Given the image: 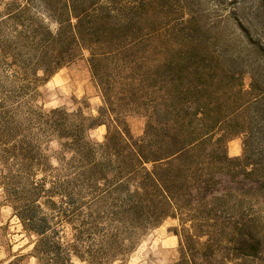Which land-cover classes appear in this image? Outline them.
<instances>
[{
	"label": "rangeland",
	"instance_id": "obj_1",
	"mask_svg": "<svg viewBox=\"0 0 264 264\" xmlns=\"http://www.w3.org/2000/svg\"><path fill=\"white\" fill-rule=\"evenodd\" d=\"M76 17L126 26L138 62L94 75ZM262 91L264 0H0V264H264ZM165 99L171 132L184 119L207 139L191 165L210 182L191 198L168 199L145 185L151 163L134 153L124 168L127 150L104 146L109 129L142 143Z\"/></svg>",
	"mask_w": 264,
	"mask_h": 264
},
{
	"label": "trees",
	"instance_id": "obj_2",
	"mask_svg": "<svg viewBox=\"0 0 264 264\" xmlns=\"http://www.w3.org/2000/svg\"><path fill=\"white\" fill-rule=\"evenodd\" d=\"M76 18L78 22L74 26L75 30L72 39L76 45L91 49V63L94 75L98 74L97 65L106 59H113L118 65L122 64V67L128 63L135 64L138 62V59L134 56L129 55L127 57V53L129 52L127 48L134 43H138V40L132 39L125 33L124 29L126 26L111 22L110 17H103V21L99 26H95L93 22L86 30L84 26V18L86 17ZM63 31L64 29H61V33ZM198 56L199 54L196 51L187 52L184 56H180L179 61L182 73L186 70L184 61L191 60L194 57L198 58ZM253 82H256L254 76ZM161 106V114L159 115L160 127L151 126L149 130L147 129L145 136L141 140L142 143L138 144L137 142L130 141L131 136L127 130H125L123 136L120 132L116 131L112 133L109 129L106 136L107 143L104 146L110 147L111 141L114 147L119 146L122 148V153L124 150H127V155L119 158L124 168L128 169L131 164V162L125 163L124 159L133 156L134 153L144 163H151L152 169L146 174L145 185H151L156 190L162 191L168 199L169 197L174 199L176 196L181 195L185 196V198H191L193 189H196L198 194H201L210 182L204 174L203 169L196 168L193 173L192 168L194 166L191 165L193 163L192 160L195 158V151L198 148L200 149L201 145L207 142V139H202L203 133L200 135V133L195 131H188L189 129L185 126L184 119H177L178 127L174 128V131L171 132V129H169V99H165ZM62 113V110L57 109L51 111L50 115ZM205 120L203 119V121ZM48 122L55 132L63 129V125L57 120ZM203 123L207 124V121ZM83 129L85 127L82 124L78 125L76 133L73 135V137L75 136V143L77 145H80L83 140V131H85ZM59 137L65 138L66 135L60 133ZM123 137H126L129 143H126ZM190 174H192V177ZM17 194L19 195L20 193L17 192ZM16 198L20 202V206L16 207L17 215L20 217L23 225L27 229L34 230L36 233L43 235L45 232L42 225L43 219L37 217L25 198L22 196ZM204 198L206 197L203 195L199 196L200 200H204Z\"/></svg>",
	"mask_w": 264,
	"mask_h": 264
}]
</instances>
